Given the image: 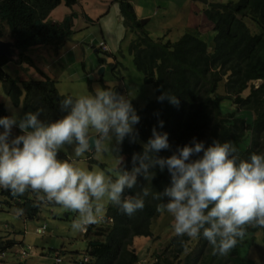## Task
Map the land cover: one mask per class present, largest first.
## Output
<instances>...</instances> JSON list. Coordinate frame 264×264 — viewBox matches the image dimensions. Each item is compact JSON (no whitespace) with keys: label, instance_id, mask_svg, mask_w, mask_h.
I'll list each match as a JSON object with an SVG mask.
<instances>
[{"label":"trees","instance_id":"16d2710c","mask_svg":"<svg viewBox=\"0 0 264 264\" xmlns=\"http://www.w3.org/2000/svg\"><path fill=\"white\" fill-rule=\"evenodd\" d=\"M62 2L72 7L79 0H0V39L6 41L11 37L17 50V63L27 65L24 68L27 71L28 67H33L40 73L37 79L14 77L5 70L12 60L5 54L0 56V82L14 105L41 110L40 118L45 122L62 116L60 101L73 95L60 93L57 79L43 71L28 50L47 44L59 48L71 39L73 15H67L63 21L49 18L52 10ZM119 3L125 25L137 32L129 47L135 66L144 73L147 83L155 85L157 96L169 91L180 101L176 107L167 100L158 102L156 96L142 107L133 105L141 118L136 125L140 141L146 142L152 135V128L158 127V121L163 120L164 126L158 130L168 133L172 149L157 153L159 156L171 155L177 146L190 143L193 137L204 141L205 146L214 141L230 142L240 159H249L253 153L264 154V0L210 3L206 13L214 22L213 49L199 32L184 33L176 41L164 36L154 38L138 19L133 4L129 0H119ZM246 19L257 25V31ZM113 68L116 71L117 67ZM258 80L261 83L257 86L255 81ZM222 82L225 93L219 92ZM247 90L248 95L243 96ZM226 99L233 101L237 108L252 113L253 121L236 110L225 112L222 102ZM3 116L10 115L5 104L0 102V117ZM247 139L250 142L243 148ZM119 150L129 157L132 167V155L142 152V144L130 143L125 138ZM58 158L71 161L61 150ZM156 173L152 182L138 177L136 187L126 190L124 198L139 194L143 186L150 187L153 192L163 191L170 183L169 174L166 170L161 173L158 168ZM29 192L13 195L1 188L3 209H21L26 218L37 217L43 202L35 200ZM166 201L167 197L164 200L146 197L144 208L131 216L110 204L105 222L87 226L84 233L88 239L87 249L76 263L137 264L140 258L133 240L136 236L152 234V222L164 210H158V205ZM259 230L264 231V227L247 226L246 235L238 238L227 256L213 255L212 246L202 235L197 237L195 247L191 245L193 238L174 235L165 249L168 254L165 251L153 264H257L243 255L242 249L248 234ZM11 236V232L7 237L0 236V251L15 245L17 241ZM187 249L190 252L182 258Z\"/></svg>","mask_w":264,"mask_h":264},{"label":"clouds","instance_id":"9594fccd","mask_svg":"<svg viewBox=\"0 0 264 264\" xmlns=\"http://www.w3.org/2000/svg\"><path fill=\"white\" fill-rule=\"evenodd\" d=\"M165 100L179 107V99L169 91L157 96L158 102ZM9 108L12 110L11 104ZM59 109L63 115L48 122L40 118L41 110L28 111L22 117L12 110L11 116L0 117V188L13 195L29 190L42 193L39 201L55 202L77 212L71 225L74 231L99 224L106 204L131 216L144 208L146 197H167L158 210L171 214L175 234L190 238L202 235L212 246L213 255L227 256L238 238H244L247 226L264 227V154L240 159L230 142L214 141L205 146L193 137L171 155L159 156L157 153L172 149L168 133L158 130L164 121H158L146 142L140 141L136 125L141 118L131 99L115 89L65 96ZM14 128L19 134L13 135ZM125 138L141 143L142 152L133 153L130 170L122 166L120 157L122 167L115 179L58 158L66 145H74V155L81 157L89 151H113V140L119 146ZM157 168L161 173L166 170L170 177L163 191L143 186L139 194L124 198L126 190L136 187L138 177L152 182Z\"/></svg>","mask_w":264,"mask_h":264},{"label":"rangeland","instance_id":"374dc122","mask_svg":"<svg viewBox=\"0 0 264 264\" xmlns=\"http://www.w3.org/2000/svg\"><path fill=\"white\" fill-rule=\"evenodd\" d=\"M134 7H137L141 15L140 20H145V27L154 37H166L176 41L184 33H200L214 47L213 31L214 22L206 13V8L212 2L228 3L238 0H130ZM98 3L102 0H94ZM117 2V1H116ZM108 0H105L106 5ZM119 2L115 4L112 11L97 21L96 24H83L81 10L74 20V30L81 41H69V44L59 47L56 51L53 44L34 46L29 48L36 64L57 79V88L62 94L93 95L100 89L123 90L122 94L131 99L137 108L148 103L149 100L157 96L154 84L145 81V75L135 66L134 56L130 53L129 47L137 32L129 29L126 33L123 18L120 12ZM65 4L61 5L52 15L53 18L61 19ZM195 6V8H194ZM108 9V7H106ZM76 9V8H75ZM247 23L257 31V25L250 19ZM12 38L6 40L9 44ZM78 42V43H76ZM105 42L106 45L103 43ZM72 43V44H70ZM49 46V47H45ZM50 46H52L51 49ZM12 60L6 64L5 70L16 78H40V73L33 68H24L27 65L17 63V50L12 45L9 46ZM104 59V60H103ZM104 61V63L102 62ZM104 66L103 73L99 69ZM113 66L117 67L114 71ZM261 81H255L258 86ZM224 82L220 84L219 92L225 93ZM248 90L243 96L248 95ZM0 102L4 103L11 116L14 110L18 116L22 117L26 112L33 111L32 108L16 106L5 92L2 82H0ZM11 104L12 110L9 108ZM222 108L225 112L237 111L241 116H245L249 121H253V114L244 109L237 108L233 101L224 100ZM2 130V126H0ZM18 128L13 129V135L19 134ZM250 142L247 139L243 143V148ZM106 143H108L106 141ZM114 150L96 153L89 151L81 157L74 155V145L65 146L61 149L66 153L76 167L89 171H103L106 175L115 179L119 167H126L129 170L131 165L129 157H126L119 150V146L112 142ZM120 157L123 158V165L119 164ZM1 189V188H0ZM30 196L37 200L38 195L30 190ZM29 195V194H28ZM110 204H106L104 217L100 223L105 222L106 209ZM0 209V236L11 237L17 242L12 248L3 250L7 255L2 259L6 264H58L56 263V251L61 252V264H77L76 261L83 258V253L87 249L88 239L84 231H74L71 227L78 213L65 210L59 204H49L43 202L40 214L33 218H26L24 212L15 214L16 208ZM21 210V209H20ZM18 213V211H17ZM99 223V224H100ZM174 219L166 210H163L152 222V234L148 236H136L133 246L138 252L139 261L137 264H153L158 260L159 255L165 254V249L175 234L173 229ZM5 224L8 226L6 227ZM11 224V227L9 225ZM47 227L44 232H39L43 225ZM13 225V226H12ZM4 238V237H3ZM255 238V239H254ZM248 241L243 246V255L252 258L257 264H264V231L259 230L247 236ZM198 238H193L192 247L197 244ZM31 246L28 255L23 257L20 253L22 247ZM191 249V248H190ZM187 249L182 258L190 252ZM168 254V251H166Z\"/></svg>","mask_w":264,"mask_h":264},{"label":"crops","instance_id":"0c3cea01","mask_svg":"<svg viewBox=\"0 0 264 264\" xmlns=\"http://www.w3.org/2000/svg\"><path fill=\"white\" fill-rule=\"evenodd\" d=\"M103 2H100V3H98V5H97V2H94V0H79V2L77 3V4H75L74 6H72V7H69V6H67L64 2H62L60 5H58L55 9H53L52 10V12L50 13V15H49V18L50 19H52V20H55V21H63L64 19H65V17L67 16V15H73L74 16V20H75V18L78 16V14L80 13L79 12V10H81V14H83V16H81L82 17V19H83V24L84 25H88V24H96V23H98L97 21H99V20H101V19H103L104 17H106L108 14H109V12H111L112 11V9H113V7L115 6V4L117 3V2H119V0H108V3L105 5L104 4V2H105V0H102ZM117 1V2H116ZM130 1V0H129ZM131 2V1H130ZM132 3V2H131ZM63 4H65L66 6H64V7H66V8H64V11H63V17L61 18V19H58V18H53L52 17V15H53V13L59 8V7H61V5H63ZM119 6H120V4H119ZM106 7H108V9L106 8ZM133 7H134V5H133ZM76 8V9H75ZM120 8V7H119ZM194 8H195V6H194ZM79 9V10H78ZM134 9H135V12H136V15H137V17H138V19H141V15L138 13V11H137V7L135 8L134 7ZM120 12H121V10H120ZM122 15V14H121ZM122 18H123V16H122ZM106 18H104V20H105ZM97 20V21H96ZM141 21V20H140ZM123 24H124V26H125V31H126V33H128L129 32V29H128V27L125 25V23H124V19H123ZM143 25H145V24H143ZM74 29V28H73ZM78 31H75L74 30V32H73V34H72V36H71V41H81L82 39H78L79 38V36L78 35H76V33H77ZM70 40H68L64 45H67V44H69V41ZM12 43H13V41L11 40L10 41V44L12 45ZM76 43H78V42H76ZM105 45H106V43L105 42H103ZM70 44H72V43H70ZM47 45H50V44H47ZM40 47H42V46H40ZM45 47H49V46H45ZM54 47L56 48L55 50L56 51H59L58 49L59 48H57L55 45H54ZM52 48V46H50V48H48V49H51ZM60 52V51H59ZM44 71V70H43ZM16 210V212H15V214L17 215L18 213H17V211H18V209H15ZM22 215V214H21ZM5 226H6V224H5ZM13 226V225H12ZM43 226H45V228L47 227L45 224L43 225ZM42 226V227H43ZM7 227V226H6ZM9 227H11V224L9 225ZM44 228V229H45ZM40 232V231H39ZM43 232H44V230H43Z\"/></svg>","mask_w":264,"mask_h":264},{"label":"built area","instance_id":"2783aa9c","mask_svg":"<svg viewBox=\"0 0 264 264\" xmlns=\"http://www.w3.org/2000/svg\"><path fill=\"white\" fill-rule=\"evenodd\" d=\"M0 197H1V195H0ZM2 206H3V204L0 202V209L2 208ZM6 226H8V224ZM44 228H45V226H43L41 229H39V231L43 232ZM29 250H31V246H29L27 248L22 247V249L20 250V253L23 257H25L26 255H28ZM60 251H56V263H59L62 260L60 257V254H61ZM5 255H7V251L0 253V264H6V263L2 262V259L4 258ZM85 260H88V258H85Z\"/></svg>","mask_w":264,"mask_h":264},{"label":"water","instance_id":"95a60500","mask_svg":"<svg viewBox=\"0 0 264 264\" xmlns=\"http://www.w3.org/2000/svg\"><path fill=\"white\" fill-rule=\"evenodd\" d=\"M141 23H142V24H145V20H141ZM10 45H11V44H9L7 41L0 39V56H1V55H5V54H7V55L9 54V52H10V48H9V46H10ZM104 70H105V67L102 66V67L99 69V73H103ZM115 91H117V92H119V93H121V94H122V92H123V90L120 89V88H117Z\"/></svg>","mask_w":264,"mask_h":264}]
</instances>
